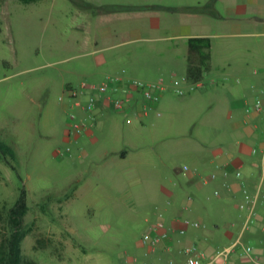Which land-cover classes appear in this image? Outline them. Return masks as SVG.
I'll list each match as a JSON object with an SVG mask.
<instances>
[{
	"label": "rangeland",
	"instance_id": "obj_1",
	"mask_svg": "<svg viewBox=\"0 0 264 264\" xmlns=\"http://www.w3.org/2000/svg\"><path fill=\"white\" fill-rule=\"evenodd\" d=\"M210 1L0 0V145L15 156L5 153L3 158L0 152V244L4 250L8 251L6 244L13 233L7 213L22 188L27 191L28 210L20 229L26 234L19 242L20 255L38 264H130L135 258L147 259L146 219L152 222L163 207L167 195L162 188L177 192L179 203H192L197 208L194 217L201 214L210 228L222 230L231 222L234 230H241L248 214L245 203L238 212L235 206L221 205L210 186L204 196L177 186L184 182L179 171L185 166L193 169L202 164L205 179L213 169L204 161L209 156L204 141L215 143L216 136L207 132L213 129L206 117L215 111L211 110L213 97L205 96L198 107L177 104L161 118L151 117L154 124L143 126L129 123L114 107L106 123L95 118V110L84 109L92 96H99L94 87L108 79L116 57L123 58L119 64L131 68L136 80L156 84L160 77L164 83L176 79L177 88H186L185 45L174 50L170 42L157 39L162 34L151 30V24L168 21L172 17L168 8ZM257 1L217 0L206 14L213 20L220 17L217 21L222 26L216 31H231L236 22L259 33L251 39L222 40L228 42L227 48L215 40L216 64L228 59L235 70L249 60L254 67L264 68V22L256 27L249 19L225 17L227 8H245L244 18L255 17L257 10L264 16V0ZM82 14L90 17L95 30L107 34L98 46L104 50L94 52L92 44H80ZM206 17L195 19L199 27ZM246 47L250 54L245 53ZM161 54L166 61H159ZM175 54L179 58L168 61ZM170 68L176 72L174 78ZM72 88L86 95L73 100L68 95ZM103 99L99 97L98 102ZM187 110L194 116L188 118ZM72 116L84 126L80 135L73 132ZM128 140L137 146L129 160L105 154L126 147ZM257 226L263 228L264 220L258 217L252 224ZM249 245L264 250V239Z\"/></svg>",
	"mask_w": 264,
	"mask_h": 264
},
{
	"label": "crops",
	"instance_id": "obj_2",
	"mask_svg": "<svg viewBox=\"0 0 264 264\" xmlns=\"http://www.w3.org/2000/svg\"><path fill=\"white\" fill-rule=\"evenodd\" d=\"M257 0H250V3L255 4ZM196 5H186L176 8H168L167 10L172 12V17L167 19L168 21L158 20L153 21L151 24V30L159 31L162 34L157 39L170 42V47L174 50L183 43L186 47V54L183 57L184 71L183 82L187 85L186 88H181L187 92L184 96L177 94V87L175 86L176 79H171L164 83L163 90L161 91V99L158 103L144 102L139 94H131L132 101L124 109L120 111L128 118L129 123L133 125L139 123L143 126L146 123L154 124L153 118H161L164 112L171 111L177 104H180L184 108L198 107L197 104L205 96H211V107L215 111L206 116L210 117L209 124L213 129L207 130L213 131L216 134L215 143H208L204 141L206 145L204 151L206 155H209L204 159L205 164L210 163L213 166L210 175L205 179L201 175V165L193 167L189 172H183L181 168L179 173L184 175V182L178 183V189L189 188L194 189L205 195L206 187L210 186L211 190L218 194V198L222 205H230L237 207L238 212L244 209L246 204L245 191L249 194H255L260 190V197L257 209L260 211L259 220H264V159L262 151L253 153L254 148H262L264 144V111L257 112L255 109V103L260 98L264 100V68H256L250 64L249 60H246L243 64L238 66L235 70L232 69V64L227 59L224 63L216 64L214 56L215 40L220 41L219 44L223 48H227L228 42L222 41L230 37L251 39L257 36L259 33L245 30V28L233 22L229 27L231 31L219 32L216 31L218 26H222L218 18L206 17V14H194L188 13L185 10ZM256 16L243 17L244 10L239 8H227L225 10V17L232 20L237 19H249L256 27L259 22H264V16H261V10L254 11ZM204 16L207 18L203 22V27L196 22L195 19ZM176 17V18H175ZM80 30L83 32V37L79 41L81 45H93L94 52L104 50L99 48V41L101 38L106 37V33L98 32L94 28V23L88 16L83 14L79 16ZM255 23V24H254ZM216 27V28H215ZM216 31V32H215ZM192 38H209L211 40V60L210 69L204 73L203 79L197 84H193L187 81L188 70V41ZM181 41V42H179ZM124 44V43H123ZM246 49V50H245ZM245 53L250 54L251 49L245 48ZM244 53V52H243ZM129 57V56H128ZM159 61H164L163 55H159ZM157 58V59H158ZM179 58L175 54L168 61L174 62ZM126 58H124L125 60ZM112 65H110L109 75L107 78H120L122 80L136 79L135 73H132L131 68L124 64H119L123 58H114ZM131 64V58H128ZM166 61V60H165ZM103 62L106 63L104 58ZM174 64V63H172ZM130 66V65H129ZM173 67V66H172ZM169 75L174 78L176 72L173 68L168 71ZM158 79V80H159ZM144 81V80H143ZM147 84H154L151 81H144ZM192 85H198V87L191 91ZM200 85V86H199ZM109 97L112 99L125 98L126 95L121 90H116L111 93ZM83 96L86 92H82ZM178 99V100H177ZM113 104L109 100L103 99L97 102L95 110V118L104 120L105 123L109 122V114ZM171 114V113H170ZM173 114V113H172ZM188 118L194 116L192 111L186 113ZM106 118V119H105ZM108 119V120H107ZM135 128V126H134ZM136 143L132 140L127 141V146L109 150L105 152L106 155H110L115 158H119L122 161H127L132 156V149H136ZM211 157V158H210ZM220 166V168H217ZM237 172H241L242 176L237 177ZM216 173L217 178L211 180L210 176ZM176 186V187H177ZM167 195V199L163 201V207L158 209L155 218L152 222L146 219L149 223L148 227L152 224L162 221L164 223V229L171 232L168 241L161 243L154 251L148 246L145 252L148 255L147 259L139 260L134 259L135 262L130 264H189L188 259L182 253L185 246L190 244H196L199 248L205 250L208 253H212L217 249L225 248L232 244L242 233L234 230L235 223H226L224 229L210 228L206 223V219L198 214L194 217V212L197 208L193 207L192 203H179L178 194L175 191H170L162 188V191ZM192 196V195H189ZM188 196V197H189ZM222 201V202H221ZM161 203V202H160ZM245 203V204H244ZM153 204H158L154 202ZM263 211V212H261ZM189 218L191 220L199 221L202 226L200 228H189L184 236H181L176 229L180 227V220ZM147 227V229H148ZM264 239V227H252L248 232L242 235V240L245 244L249 245L251 241L255 244H260ZM169 246V249H166ZM260 262L264 264V250L260 247L254 249ZM145 255V256H146ZM232 264H257L249 258L240 257L238 254L234 255L231 260Z\"/></svg>",
	"mask_w": 264,
	"mask_h": 264
},
{
	"label": "built area",
	"instance_id": "obj_3",
	"mask_svg": "<svg viewBox=\"0 0 264 264\" xmlns=\"http://www.w3.org/2000/svg\"><path fill=\"white\" fill-rule=\"evenodd\" d=\"M175 86H179L178 81L175 82ZM197 87L198 85H192L190 87V90L194 91ZM85 88L86 86L84 85L83 87H81V90ZM94 89L97 90L99 96L95 95L90 98L87 106L84 107L86 111H93L96 108L99 97L104 98L105 100H109L117 111H124V109L131 103V94L134 93L139 94L144 102L158 103L161 99V91L163 90V80L160 79L156 84H147L136 79L122 80L120 78H108L96 88L94 87ZM110 90L111 92L121 90L126 95V97L123 99H112L107 96V93ZM186 93L187 92H185L183 89H177V94L179 96H184ZM81 94L82 91L78 92V90L74 88L68 91L69 97L73 100H76L78 98V95ZM255 109L257 112L264 111L263 99L259 98L256 101ZM71 127L74 134L80 135L83 133L84 126L75 122V116L71 117ZM260 150L262 151L264 159V144L262 148H254L253 153H258ZM217 168H220V166H218ZM189 171L190 169L188 167L185 166L183 168V172L186 173ZM236 175L237 177H241L242 173L237 172ZM210 178L211 180H215L217 178V174H212ZM245 195L248 214L243 225L241 235L229 246L217 249L212 253L206 252L205 250L199 248L196 244L185 246L182 250V253L188 259L189 264H232V257L236 254H238L240 257L249 258L257 264H262L257 257L255 250L250 245L245 244L242 240V235L252 229V224L259 217L257 213V206L260 197V190H258L253 195L245 191ZM188 200L192 201L193 197L189 196ZM201 226L202 224L199 221L184 218L180 220V227H178L176 231L181 236H184L189 228H200ZM170 235L171 232L164 229V223L162 221H158L157 223L152 224L148 227L145 239L150 249L154 251L161 243L168 241ZM166 249H169V246H166Z\"/></svg>",
	"mask_w": 264,
	"mask_h": 264
},
{
	"label": "trees",
	"instance_id": "obj_4",
	"mask_svg": "<svg viewBox=\"0 0 264 264\" xmlns=\"http://www.w3.org/2000/svg\"><path fill=\"white\" fill-rule=\"evenodd\" d=\"M24 3H31L40 0H21ZM217 0H211L205 5H198L186 9L188 13L207 14L213 8ZM211 60V40L209 38H192L188 41V70L187 81L197 84L202 81L204 73L210 69ZM0 152L10 154L15 159L13 152L0 145ZM27 191L22 188L20 196L14 207L7 213V223L12 227L13 233L7 241L8 251L4 250L5 246L0 244V264H38L32 260H24L20 255L19 242L26 235L20 231L22 219L28 210ZM1 217V214H0Z\"/></svg>",
	"mask_w": 264,
	"mask_h": 264
}]
</instances>
